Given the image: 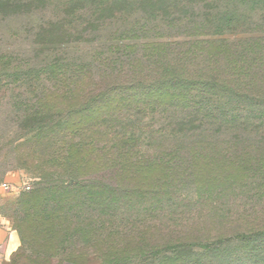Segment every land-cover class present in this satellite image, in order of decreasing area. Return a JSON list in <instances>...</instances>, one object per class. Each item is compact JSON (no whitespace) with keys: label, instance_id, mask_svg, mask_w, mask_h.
Listing matches in <instances>:
<instances>
[{"label":"trees","instance_id":"obj_1","mask_svg":"<svg viewBox=\"0 0 264 264\" xmlns=\"http://www.w3.org/2000/svg\"><path fill=\"white\" fill-rule=\"evenodd\" d=\"M1 1L44 11L60 102L22 244L30 229L66 264H264V0Z\"/></svg>","mask_w":264,"mask_h":264},{"label":"rangeland","instance_id":"obj_2","mask_svg":"<svg viewBox=\"0 0 264 264\" xmlns=\"http://www.w3.org/2000/svg\"><path fill=\"white\" fill-rule=\"evenodd\" d=\"M56 4L53 0L50 8ZM43 15L44 11L34 6L6 7L0 0V185L4 188L0 215L19 235L18 227L30 224L21 193L38 188V171L53 164L48 156L51 150L45 140L46 129L40 122L48 110L60 104L47 98L41 88L44 55L39 41ZM32 122H38L36 129L27 134ZM32 234L30 229L26 232L14 264H66L60 256L37 253L32 248ZM102 258L101 254H90L83 264H101Z\"/></svg>","mask_w":264,"mask_h":264},{"label":"crops","instance_id":"obj_3","mask_svg":"<svg viewBox=\"0 0 264 264\" xmlns=\"http://www.w3.org/2000/svg\"><path fill=\"white\" fill-rule=\"evenodd\" d=\"M3 189L0 185V194ZM20 246L18 231L8 226L0 215V264H14V257Z\"/></svg>","mask_w":264,"mask_h":264},{"label":"built area","instance_id":"obj_4","mask_svg":"<svg viewBox=\"0 0 264 264\" xmlns=\"http://www.w3.org/2000/svg\"><path fill=\"white\" fill-rule=\"evenodd\" d=\"M30 187L29 186H25L24 189H29Z\"/></svg>","mask_w":264,"mask_h":264}]
</instances>
